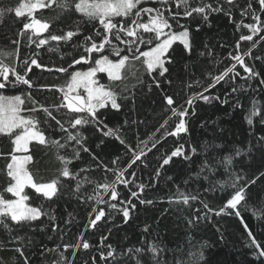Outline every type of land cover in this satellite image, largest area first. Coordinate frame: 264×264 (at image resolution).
I'll return each instance as SVG.
<instances>
[{"label":"snow or ice","instance_id":"snow-or-ice-1","mask_svg":"<svg viewBox=\"0 0 264 264\" xmlns=\"http://www.w3.org/2000/svg\"><path fill=\"white\" fill-rule=\"evenodd\" d=\"M150 4L155 6H148ZM53 7L59 9L61 15L67 14V28H59V34L49 31L52 27L51 21L37 16L41 10ZM7 12L14 14L22 25L16 34L17 38L11 40V43L17 46L14 55L19 63L9 65L4 59H0V90L26 86V89L30 90L26 93L27 101L31 102L32 107H24L26 99L23 95L0 94V136L8 137L12 144L10 152H0V158L8 161L4 169L8 183L3 191H0V228L9 234V243L16 245L11 250L18 254L22 264H31L30 249L33 241L30 234L36 231L56 234L61 243L56 244L54 248L40 243L38 248L40 256L57 251L60 256L58 264H75L80 251L90 252L85 264H89V261L91 264H201L204 245L196 252L190 250L188 259H184L183 255L178 258L177 250L168 249L160 241L159 232L156 233V238H142L138 244L114 245L110 240L111 228L106 234L102 233L95 244L86 238V233L97 230L101 221L110 223L116 215L122 216L123 224H128L137 208L134 200L140 205L153 206L156 201L147 197L146 189L159 183L162 174L167 172L166 166L175 163L174 158L199 164V171L195 176L197 180L207 181L208 186L204 187V192L224 191L229 188L232 191L226 201L216 208L202 200L199 191L186 192L177 186L176 192L167 197V203L177 206V211H181L180 206L191 209L194 202H199L203 212L200 207L194 209L195 214L187 218L189 227H194L212 215H233L240 218L250 238L248 246L255 249V258H264V247L253 236L242 216V209L248 205L252 186L258 181L264 184V172L249 176L245 170L237 171L235 168L238 158L251 157L256 151L264 153V136L256 137L255 144H250L246 149L235 147L228 155H221L217 151L224 148L222 144L207 141L199 146L188 143L186 147L187 142L176 144L170 152L163 153L158 158L159 162L149 176L150 183L137 182V169L141 166L149 167V152L168 137L179 141L190 134V120L196 116L197 101H203L205 104L216 101L224 105L228 104L230 99H235L232 107L242 108L244 106L239 97L233 94L242 93L246 89L243 85H237L236 78L240 77L245 83L258 80L259 84L264 86V75L255 65V61L264 64V52L253 55L257 45L264 41V36L254 41L255 36L264 32V0H243V3L240 0H22L15 9L9 8ZM236 12L239 13V21H234ZM4 14L5 10H0V22ZM214 14H223L230 22H235L237 31L243 28L250 33H242L239 36L235 55L229 53V59L235 63L225 67L220 74L211 76V82L201 92L191 95L184 105L173 106V96L165 92L163 101L167 106L165 110L170 115L156 129L160 136L156 138L153 133V136L149 137L150 146L149 140L138 139L133 147L120 134L119 128H111L105 123L107 113L102 111L109 109L120 112L123 107L120 101L130 99L133 104L131 111L135 112V93L124 96L115 90L121 85H124L122 92L128 90L125 68L130 66L131 62L139 61L151 79L148 92L152 91L153 86L162 90V82L171 84L167 65L174 63L173 56L170 55L176 51L173 46H182L181 51L189 56L194 49L192 33L188 25L181 21L199 17L210 27L209 18ZM246 20L251 22L246 23ZM195 31H200L199 25ZM22 41L26 42L29 48L34 45L37 51L21 59L19 52ZM244 41L252 43L247 51L241 53L240 47ZM61 45L67 46L68 51L61 52ZM44 46H48V52L59 53L66 66L62 64L53 69L39 62L38 50ZM205 48H208L207 44ZM208 54L211 55V52ZM3 55L5 54L0 52V56ZM200 55L205 53L201 52ZM246 58L253 63H246ZM78 65L88 67L86 70H80ZM237 65L245 75L242 76L237 71ZM21 66L23 70L18 71ZM33 67L42 71L67 73L69 79L63 86L33 82L29 75L33 72ZM99 74H104L110 83H102L103 77ZM139 82L142 84L143 80L140 79ZM218 84L230 86V91L223 98L211 92ZM45 91L59 93V102L48 103L33 95V92ZM245 120L250 128H254L256 124L264 126V106L253 100ZM169 121L173 122L174 127L169 125ZM141 123L143 121L137 119L124 121L125 126ZM89 128L102 137L118 140L125 146L124 155L130 154V159L122 165L121 156H116L109 163H105L89 147ZM161 129L164 131L161 132ZM53 133H59V136L54 138ZM103 144L104 140L101 139L96 147L100 148ZM35 147L56 150L57 160L61 164L59 176L48 182L36 179L34 172L29 168L33 163L31 153ZM82 154H87L92 163L85 161ZM200 155L204 156L203 160H193V157ZM77 161L80 163L77 164ZM93 165L104 173H112L114 179L109 182L105 177L104 182L99 183L91 178L88 173L93 171ZM218 165L224 168L228 180L211 179L217 174ZM129 169L132 171L129 172ZM166 178L173 181L172 176ZM184 184L187 185L188 180H185ZM85 185L94 186L91 194L85 193ZM120 185L129 190L128 197H121L118 191ZM129 185L135 190L129 188ZM105 196L108 199H104ZM62 197L75 198L81 204L94 201V206L87 214L88 222L79 231L75 243L65 242V237L71 231L69 226L76 220L75 215L65 209L66 216L61 217L53 207L58 206ZM37 199L40 200L39 204L30 203ZM99 205H106L111 212L97 207ZM251 211L257 219H264V205L259 209L253 206ZM156 225L159 226V221ZM153 231L155 229L151 224H145L142 229V232L148 235H152ZM51 234H48V240H53ZM0 250H4L3 241H0ZM170 251L171 260L168 258ZM13 261L14 264H19L15 257Z\"/></svg>","mask_w":264,"mask_h":264},{"label":"trees","instance_id":"trees-1","mask_svg":"<svg viewBox=\"0 0 264 264\" xmlns=\"http://www.w3.org/2000/svg\"><path fill=\"white\" fill-rule=\"evenodd\" d=\"M22 0H0V10H5V14L0 22V52L5 55L0 56V59H4L5 63L11 65L16 61L15 50L16 45L11 43V40L17 38V32L22 27L19 19L14 14L7 12V9H15ZM243 3V0H240ZM174 7V6H173ZM37 16L43 20L52 22L50 32L59 34V28H67L68 21L66 20L67 14H60L59 9H44L37 13ZM146 20L147 17H144ZM210 24L202 22L199 17L188 20H182L181 23L188 25L190 32L194 38L195 44L191 56L181 51L182 46L174 45L175 52H171L174 63L167 65L169 67V73L167 74L171 79V84L162 82V90L156 89L153 86L151 92H148V85L151 83L150 77L144 72L143 66L139 61L131 62L130 66H127L124 70V74L128 77L126 80L127 91H121L120 87L115 90L121 95L130 96L135 93V112L131 111L133 104L129 100H121L123 105L120 112L114 110L105 109L102 110L107 113V119L105 123L111 128H119L120 134L131 143L133 147L136 146L139 140H149V137L156 134V138L160 136V133L156 132V129L160 127L164 119L170 115L167 112L166 104L163 101V94L173 96L175 104L184 105L187 99L198 92H201L210 82L211 76L220 74L222 70L227 66H231L232 61L229 59V53L236 54L235 45L239 39V36L248 33L247 29L241 28L237 31V25L235 22H230L228 17L223 14H214L210 16ZM239 13L234 15V21H239ZM251 22L250 20H246ZM197 25L200 26V31L196 32ZM179 30V29H177ZM47 35V34H45ZM260 36H264V32L254 37V41L259 40ZM53 44L55 42H52ZM252 42L244 41L241 43L240 52L243 53L248 50ZM205 44L208 48H205ZM48 46H44L39 49L38 61L42 64L56 68L64 64V61L60 59L59 53L48 52ZM146 50V49H142ZM35 50L33 45L29 48L26 42H21L19 55L21 59L25 56H29ZM68 51L67 46L61 45V52ZM211 52V55L208 52ZM204 52L205 55H200ZM264 52V41H261L253 51V55L261 54ZM13 55H7V54ZM246 63L252 64L253 61L246 58ZM256 69L262 72L264 75V64L260 61H255ZM66 66V64H64ZM88 65H78L77 68H85ZM22 66L18 68V71H22ZM71 71V70H70ZM237 71L241 75H245L243 70L237 65ZM33 82H39L43 85H57L63 86L67 83L69 75L67 73H58L55 71H42L33 67V72L29 74ZM102 83L109 84L107 77L102 74ZM142 79L141 84L139 80ZM199 81V83H197ZM237 85H243L246 91L242 93L233 94L238 96L242 108H233L232 104L236 101L230 99L228 104L221 105L219 102H212L205 104L203 101L196 102V116L190 120V134L184 136L182 140H176L173 137H168L161 144L157 145V148L148 153L147 159L149 160V167H140L137 169V182H143L145 184L150 183L149 176L154 171L159 160L158 158L163 153H168L172 148L179 143L201 145L204 142L217 143L224 145L223 149L217 150L221 155L230 154L235 147L246 149L250 144H255V138L264 136V126L256 124L254 128L246 123L245 115L248 109L251 107L252 101L255 100L259 105L264 106V86L259 84V81H249L245 83L240 77L236 78ZM191 85V87H189ZM26 86H17L11 89L0 90V94L4 95H23L26 99L24 107L31 108L32 104L27 101ZM230 91L229 85L218 84L211 90L222 98L227 92ZM208 94V93H205ZM34 96L41 100H45L48 103L59 102V93L53 92H33ZM186 106V105H185ZM63 111V110H62ZM191 111V109H190ZM25 115H31V113H25ZM37 115H42L37 113ZM125 119H137L142 120L143 123L138 125L125 126ZM175 119V118H174ZM169 125L174 127L172 121H169ZM203 125V127L201 126ZM164 129H161L163 132ZM89 134L88 144L89 147L99 155L105 163H109L116 156H121V164H125L129 155H124L126 152L125 146L120 144L118 140L111 137H102L99 133H95L94 129H87ZM54 138L59 136V133L52 134ZM103 139L104 144L100 148L96 147V144ZM151 141L149 140V146ZM12 144L8 137L0 136V152H10ZM33 163L29 165L36 176V179L41 182H48L53 178L59 176V169L61 168L60 162L56 157L55 149H45L43 147H35L33 152ZM85 161L89 164L92 163L87 154H82ZM175 159V163L166 166L167 172L163 173L159 183L150 189H146V195L148 198L153 199L156 203L153 206H144L138 204L137 201L133 203L137 204L134 217L128 224H123L122 216L116 215L115 219L110 223H104L101 221L98 225V229L86 233V238L93 244L99 239L102 233L106 234L109 228L112 229L110 240L114 245L125 244H138L142 238L154 239L156 233L159 232V239L165 247L170 250H177V257L183 255L184 259H188V253L191 250L196 252L200 249L201 245H204L203 260L201 264H264V258L257 260L254 256L255 249L249 247L250 238L247 232L244 230L243 224L240 218L233 215H221L210 216L207 220H201L194 227H189L187 218L193 216L194 209L202 206L199 202H194L192 208L189 209L184 206L181 211H177V206H170L167 203V197L176 192L177 186L186 192L199 191L202 200H205L210 206L219 208L228 198V194L232 189H226L224 191L204 192V187H207V181L203 179L197 180L195 173L199 171V164H192L188 161H182ZM204 159L203 155L193 157V160L201 161ZM219 159V157H218ZM6 159L0 158V191L6 187L8 180L4 174ZM77 164L80 162L77 161ZM139 163V162H138ZM111 166V165H110ZM135 167V166H133ZM235 168L237 171L241 169L245 170L249 176L253 174H259L264 172V153L260 151L254 152L251 157H240L235 162ZM129 172L132 169L128 170ZM88 175L97 180L99 183H103L105 177L108 181H112L114 176L112 173H104L102 170L95 169L93 165V171ZM167 176H172L173 181L167 180ZM63 179V178H61ZM213 180L226 181L228 180L227 173L220 165L217 166V174L212 177ZM188 180V184L185 185L184 181ZM65 183H68L65 181ZM93 185H85V193L91 194ZM129 188H133L129 185ZM264 184H260L259 181L256 185H253L250 189V195L248 197V205L242 209V216L244 222L249 226V230L253 233L256 240L264 247V219H257L252 214V207L259 209L264 205ZM26 191L31 192L30 189ZM121 197H128L130 195L129 190L120 185L118 188ZM7 196V194H5ZM35 195L34 193L32 194ZM104 199H108L107 196ZM164 202H161V201ZM39 204L40 200L30 201V203ZM47 207V205H45ZM94 206V201L88 204H81L75 198L62 197L58 206L54 205L56 213L63 217L67 212H72L76 220L69 226L71 231L65 237V242L75 243L76 236L79 231L83 229V226L88 222V212L91 211V207ZM97 207L105 208L106 212H111L107 209L106 205H99ZM167 209V211H165ZM159 221L157 227L156 222ZM47 223V221L45 222ZM61 223H63L61 221ZM145 224L153 225L155 231L152 235H148L142 232ZM51 234V233H48ZM48 234L36 231L30 234V238L33 241L31 246V264H58L60 260L59 253L57 251L48 252L43 256L39 255V244L44 243L50 248H54L56 244L61 243L56 238V234L53 235V240H48ZM191 237V240H189ZM0 241L4 243V250H0V264H14L13 258L15 257L19 264H22V260L18 254L11 250L16 245L9 243V234L0 228ZM62 251V249L60 250ZM71 250H69V253ZM69 253H65L68 255ZM90 252L80 251L77 254L75 264H85L88 260ZM169 260L172 259V252L168 253ZM89 264L91 262L89 261Z\"/></svg>","mask_w":264,"mask_h":264},{"label":"rangeland","instance_id":"rangeland-1","mask_svg":"<svg viewBox=\"0 0 264 264\" xmlns=\"http://www.w3.org/2000/svg\"><path fill=\"white\" fill-rule=\"evenodd\" d=\"M148 6H155V5H148ZM80 70H86L87 69V67H85V68H79ZM100 76L102 75V74H99ZM101 82H102V80H101Z\"/></svg>","mask_w":264,"mask_h":264}]
</instances>
